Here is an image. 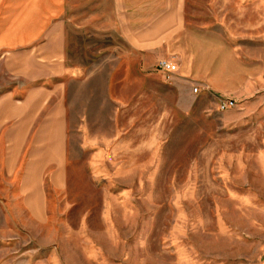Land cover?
Masks as SVG:
<instances>
[{
  "label": "rangeland",
  "instance_id": "1",
  "mask_svg": "<svg viewBox=\"0 0 264 264\" xmlns=\"http://www.w3.org/2000/svg\"><path fill=\"white\" fill-rule=\"evenodd\" d=\"M70 4L65 185L38 223L0 176V264H264V0H187L230 76L181 102L169 76L129 100L106 5Z\"/></svg>",
  "mask_w": 264,
  "mask_h": 264
},
{
  "label": "crops",
  "instance_id": "2",
  "mask_svg": "<svg viewBox=\"0 0 264 264\" xmlns=\"http://www.w3.org/2000/svg\"><path fill=\"white\" fill-rule=\"evenodd\" d=\"M70 1L0 0V176L7 186L16 181L22 212L38 223L45 183L60 190L66 181L67 92L74 73L67 59ZM104 4L123 43L118 62L132 88L129 100L151 101L153 78L168 76L166 86L180 102L198 86L227 92L230 75L216 66L225 60L226 39L215 26L190 23L187 0H98ZM162 61L175 72L157 71Z\"/></svg>",
  "mask_w": 264,
  "mask_h": 264
},
{
  "label": "built area",
  "instance_id": "3",
  "mask_svg": "<svg viewBox=\"0 0 264 264\" xmlns=\"http://www.w3.org/2000/svg\"><path fill=\"white\" fill-rule=\"evenodd\" d=\"M156 70L161 72V73L169 75L171 73H174L176 68H175V66L173 64H170L168 62L162 61V62H159L156 65ZM194 91L196 92L197 89L194 88ZM233 106H234L233 102L229 101V102H226V103H222L220 105V109L221 110H225V109H229V108H231Z\"/></svg>",
  "mask_w": 264,
  "mask_h": 264
}]
</instances>
